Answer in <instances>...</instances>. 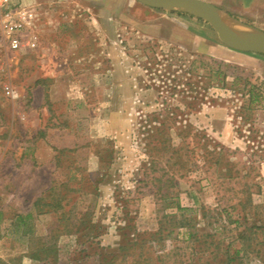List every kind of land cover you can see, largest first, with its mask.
<instances>
[{"label":"rangeland","instance_id":"obj_1","mask_svg":"<svg viewBox=\"0 0 264 264\" xmlns=\"http://www.w3.org/2000/svg\"><path fill=\"white\" fill-rule=\"evenodd\" d=\"M203 1L264 34V0ZM32 7L35 47L0 46V264H264V55L189 5Z\"/></svg>","mask_w":264,"mask_h":264},{"label":"built area","instance_id":"obj_2","mask_svg":"<svg viewBox=\"0 0 264 264\" xmlns=\"http://www.w3.org/2000/svg\"><path fill=\"white\" fill-rule=\"evenodd\" d=\"M37 21L36 9L25 0H0V46L12 51L35 47Z\"/></svg>","mask_w":264,"mask_h":264},{"label":"water","instance_id":"obj_3","mask_svg":"<svg viewBox=\"0 0 264 264\" xmlns=\"http://www.w3.org/2000/svg\"><path fill=\"white\" fill-rule=\"evenodd\" d=\"M145 6H159L162 4L189 5L195 12L205 19L216 31L220 41L227 47L239 52L255 53L264 55V34L260 41L240 42L237 37L226 27L221 25L217 19L214 7L203 0H137Z\"/></svg>","mask_w":264,"mask_h":264},{"label":"bare ground","instance_id":"obj_4","mask_svg":"<svg viewBox=\"0 0 264 264\" xmlns=\"http://www.w3.org/2000/svg\"><path fill=\"white\" fill-rule=\"evenodd\" d=\"M216 19L221 25L230 30L240 42L261 40V35L259 33L252 32L251 29L238 24L236 21L220 12L216 14Z\"/></svg>","mask_w":264,"mask_h":264},{"label":"trees","instance_id":"obj_5","mask_svg":"<svg viewBox=\"0 0 264 264\" xmlns=\"http://www.w3.org/2000/svg\"><path fill=\"white\" fill-rule=\"evenodd\" d=\"M63 153V151H62ZM53 190V187L50 188V190L48 192H46L45 194L41 195L40 197H38L35 201H34V207H39L40 204H45V199H47V196L49 195V193H51ZM46 205H50V204H46ZM30 215H27L25 218L23 216H18V219L25 221V219L29 218Z\"/></svg>","mask_w":264,"mask_h":264},{"label":"crops","instance_id":"obj_6","mask_svg":"<svg viewBox=\"0 0 264 264\" xmlns=\"http://www.w3.org/2000/svg\"><path fill=\"white\" fill-rule=\"evenodd\" d=\"M26 4L29 6H33L35 3L40 2V0H25Z\"/></svg>","mask_w":264,"mask_h":264}]
</instances>
